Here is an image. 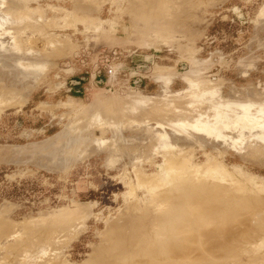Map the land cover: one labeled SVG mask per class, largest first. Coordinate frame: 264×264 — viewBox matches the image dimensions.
Returning <instances> with one entry per match:
<instances>
[{"label":"rangeland","instance_id":"374dc122","mask_svg":"<svg viewBox=\"0 0 264 264\" xmlns=\"http://www.w3.org/2000/svg\"><path fill=\"white\" fill-rule=\"evenodd\" d=\"M255 105L264 0H0V264H104L110 227L161 245L196 207L233 236L206 246L195 223L180 264H264V147L238 137Z\"/></svg>","mask_w":264,"mask_h":264},{"label":"bare ground","instance_id":"6f19581e","mask_svg":"<svg viewBox=\"0 0 264 264\" xmlns=\"http://www.w3.org/2000/svg\"><path fill=\"white\" fill-rule=\"evenodd\" d=\"M200 100V99H199ZM198 101V100H197ZM230 106V105H229ZM248 106V105H247ZM256 107H257V109H256V111H258V112H256V116H251L250 117V120H251V123L250 124H248L247 126H244L243 128H242V130H239V138L241 139V141H242V139L243 138H245L244 137V135H243V131L244 130H248V132H249V138H247V139H249V140H245V139H243V143L245 144V142L246 141H250V139H251V145H253V142L254 143H258V145L260 144V145H263L262 146V149H263V147H264V107H262L261 105H255ZM231 107H232V104H231ZM230 108V107H229ZM228 108V109H229ZM210 110V109H209ZM211 112H212V110H211ZM213 113V112H212ZM214 115H215V119L216 120H220V121H223V122H225V120H227V119H230V116L225 112V111H220V110H218L217 112H215L214 113ZM251 115H253V114H251ZM182 120H184L183 118L184 117H180ZM179 117H178V119H177V121H179V122H181L179 119H180ZM199 119H202V117L201 116H199ZM178 122V123H179ZM253 132H256V133H253ZM253 141V142H252ZM244 144H243V146H244ZM250 144H249V148H252V146L250 147ZM255 145V144H254ZM254 145H253V147H254ZM257 146V145H256ZM247 147V148H248ZM258 148H259V146H257ZM258 148H256L257 150H259ZM254 149V148H253ZM255 149V150H256ZM256 150V151H257ZM260 151H264V149L263 150H261V146H260V150H259V153H260ZM258 152V151H257ZM167 164V162H165L163 165H161V169H162V171L161 172H159V174L160 173H162L163 171H164V169H165V165ZM166 168H167V165H166ZM215 170L216 171H221L219 168H218V166H216L215 167ZM224 171V168H223V170H222V173H217V172H214L213 171V169L211 168V171H210V173H214V174H216L217 176H220V179H222L224 176H223V174L225 173V171ZM209 172V171H208ZM157 174V173H156ZM158 175V174H157ZM157 175H154V177H156ZM227 175V174H226ZM225 175V176H226ZM228 176V175H227ZM226 178V177H225ZM186 183H188V184H190L188 181H186ZM180 188L179 189H177V195L175 196L176 197V200H177V202H179L181 205H182V208L181 209H183L184 208V210H186V212L187 211H189L190 210V208H191V203H192V201H193V196H192V194H194V193H192L193 191H194V186H191V185H189V186H184L185 185V182H182V183H180ZM207 188V187H206ZM205 188V189H206ZM209 188V187H208ZM210 188H212V187H210ZM233 188V187H232ZM204 189V188H203ZM234 189H236L235 187H234ZM199 190V189H198ZM198 190H197V192H198ZM202 190V189H201ZM208 190V189H207ZM196 191V190H195ZM203 191V190H202ZM196 193V192H195ZM200 194V193H199ZM197 195V194H196ZM195 197V196H194ZM175 200V201H176ZM163 201V200H162ZM165 201V200H164ZM195 201H196V199H195ZM202 201V200H201ZM205 201V200H204ZM167 202V201H166ZM166 202L164 203L165 205H166ZM163 203V202H162ZM168 203V202H167ZM160 204V203H159ZM168 204H170V203H168ZM172 204V203H171ZM160 205H163V204H160ZM208 205V204H207ZM177 206V205H176ZM174 207V206H173ZM178 208V207H177ZM180 208V207H179ZM193 208H195V206L193 207ZM264 208V207H263ZM192 209V208H191ZM248 209V208H247ZM247 209H246V211H247ZM179 210V209H178ZM177 210V211H178ZM194 210V209H193ZM250 210V209H249ZM248 210V211H249ZM162 212H164V213H166L167 214V212H165V210H163ZM179 212V211H178ZM186 212H184V213H186ZM190 212V213H189ZM189 212H187V214L189 213V214H191V215H187V218L184 220V221H182L183 223H181V224H173V223H171L170 221V219L168 220L169 222H164L163 221V218L165 217V218H167L166 217V214H164L163 213V215H165L164 217H163V215H162V217H160L161 216V214L159 215V219L161 220V222L163 221L164 222V224H162L161 226H160V229L162 230H160L159 229V233L160 234H163V235H165V236H163L164 238V240H163V243L160 245L159 243H158V241H147L146 239L149 237V236H152V235H150V231H147V233H140V231H141V229L139 228V230H138V232H139V236H140V240L142 241V242H140V243H146V242H150V244H148L147 243V245L146 246H141V244H139V241H138V244H139V246L137 245V247H138V249H136L135 247H133V246H131L130 244H128L127 245V243H128V241H127V239L131 242L132 240H137L136 239V236H137V234L136 235H134L133 233V224L136 226V223H131V221L129 222L128 220H126V222L128 221V223L126 224V222H123V223H125V225L123 224V225H118V223H117V225H115V227H113V228H109V230H108V228H107V230H108V232L110 231V233L109 234H112L109 238H110V248H111V250L107 247V248H105V250L107 249V253L106 252H104V254H107V256L106 257H104V259L105 258H108L107 259V262H106V260H104L105 261V263L104 264H180L179 262H178V260H177V258H179L178 256L180 255V254H182L183 253V251H182V248H181V246H180V244L179 243H183V242H186V244L187 245H189L191 242H193V237L192 236H194V235H196V233H194L193 234V230L191 231V229L193 228V226H196V225H194L195 223H200L201 225H203V224H205L204 226L205 227H203V229H201V227L200 226H198V224H197V226L198 227H200V230H202L203 231V235H202V239H200L201 241H202V243H204V244H206V246H212V245H214V244H216L217 245V243L219 242H224V241H228V236H230V237H232L230 234H232L231 232H230V228L228 229L227 228V226H226V228H227V231L224 233V236L223 237H215V235H213V233L211 234V232H210V230H211V227L209 228V226H213V224L214 225H216L217 224V226L219 225L218 223H217V221L218 222H220V218H219V220H217L218 218H217V214H218V212H217V214H216V217L215 218H217V219H214V223H213V220H212V218H211V214H209L208 212L209 211H207L206 209H203V208H198L197 209V207H196V210H194V212L192 211H189ZM251 212V211H250ZM160 213V212H159ZM214 214V213H213ZM258 214H259V212H258ZM172 215H174V214H172ZM172 215H167L168 216V218H171L172 219V217H169V216H172ZM178 215V214H177ZM220 215H221V213H220ZM219 215V216H220ZM225 215V214H224ZM227 215V214H226ZM189 216V217H188ZM218 216V217H219ZM223 216V215H222ZM221 216V217H222ZM229 216V215H228ZM259 216V215H258ZM261 216V215H260ZM259 216V217H260ZM213 217V218H214ZM227 217V216H226ZM158 218V217H157ZM250 218H251V216H250ZM159 219H155L156 220V222H158V220ZM240 219V218H239ZM244 219V218H243ZM254 219V218H253ZM252 219V220H253ZM138 220V219H137ZM137 220H136V222H137ZM141 220H142V218H141ZM155 220H154V222H155ZM159 220V221H160ZM217 220V221H216ZM230 220V219H229ZM232 220V219H231ZM236 220V219H235ZM262 220V219H261ZM160 222V223H161ZM215 222H216V224H215ZM231 222H233V221H231ZM237 222H239V221H237ZM140 223V221H138L137 222V225ZM151 223V222H150ZM131 224V225H130ZM142 224H144V223H142ZM142 224H141V226H142ZM152 224V223H151ZM199 224V225H200ZM227 224H230L229 222L227 223ZM145 225V224H144ZM143 225V226H144ZM154 225H156V227H157V225L158 224H153V226ZM140 226V225H139ZM219 226H221V227H225V223L222 221V223L219 225ZM218 226V227H219ZM128 227H130V228H128ZM197 227V228H198ZM153 228V227H152ZM158 228L159 227H157V228H155V230L156 231H158ZM226 228H224V229H226ZM199 229V228H198ZM217 229V228H216ZM221 229V228H220ZM125 230L126 231H128L127 233H125ZM137 229H135V231H136ZM143 230V229H142ZM145 231L147 230V228H145L144 229ZM151 230V229H150ZM232 231H233V229H231ZM144 231V232H145ZM152 231H154V230H152ZM162 233H161V232ZM185 231V233L186 234H183L182 235V233L181 232H184ZM141 232H143V231H141ZM201 232V231H200ZM199 232V233H200ZM210 232V233H209ZM224 232V231H223ZM249 232V231H248ZM151 233H153V232H151ZM108 234V233H107ZM146 234H149V236L147 237V235ZM154 234V233H153ZM158 234V233H157ZM159 234V235H160ZM188 234H193L192 236L191 235H188ZM197 234H198V232H197ZM235 234V233H234ZM141 235H142V237H141ZM145 235H146V239H144L145 238ZM155 235V234H154ZM119 236V237H118ZM161 236V235H160ZM197 236V235H196ZM200 236V235H199ZM225 237V238H224ZM241 237V236H240ZM10 238V237H9ZM115 238H119L118 239V242H114V240H116ZM137 238H138V236H137ZM152 238V237H151ZM151 238H148V239H151ZM199 238H201V237H199ZM126 239V240H125ZM139 239V238H138ZM116 244V243H119V244H124V242H125V244H124V248L123 249H121L120 248V246L119 247H115V246H113L112 245V241ZM197 240V239H196ZM233 241H235V239L233 240ZM233 241H232V243H233ZM133 242V241H132ZM131 242V243H132ZM135 242V241H134ZM133 242V243H134ZM152 242V243H151ZM197 242H198V240H197ZM137 243V242H136ZM231 243V242H230ZM114 244V245H115ZM159 244V245H158ZM184 244V243H183ZM199 244L200 243H198V247H201V246H199ZM228 244V243H227ZM133 245V244H132ZM136 245V244H135ZM144 245V244H143ZM201 245H203V244H201ZM108 246H109V244H108ZM113 246V247H112ZM225 246V245H224ZM121 247H123L122 245H121ZM197 247V246H196ZM195 247V248H196ZM222 248V247H221ZM197 249V248H196ZM200 249V248H199ZM211 249V248H210ZM100 250V249H99ZM102 250H104V249H102ZM121 250V251H120ZM185 250V249H184ZM201 250H202V248L200 249V253H204L203 251L201 252ZM237 250V249H236ZM209 251H211V250H209ZM214 251V250H213ZM218 251V250H217ZM216 251V252H217ZM101 252V251H100ZM219 252H220V250H219ZM218 252V253H219ZM103 253V252H102ZM212 253V252H211ZM211 253H209V254H211ZM214 253V252H213ZM206 254V253H205ZM230 254V253H229ZM101 255H103V254H101ZM207 255V254H206ZM97 256V255H96ZM95 256V257H96ZM227 256V255H226ZM23 257V256H22ZM98 257V256H97ZM186 257V256H185ZM209 257H210V255H209ZM231 257V256H230ZM90 258L91 259H89L90 261L92 260V257L90 256ZM99 258H101V257H99ZM103 258V257H102ZM189 257H186V259H184V260H187ZM214 258V257H213ZM228 258V257H227ZM234 258V257H233ZM96 259V258H95ZM95 259L94 260H92V261H95ZM204 259H206L205 257H204ZM207 259H208V257H207ZM22 260V259H21ZM97 260V259H96ZM101 261L103 260V259H100ZM100 260H98V261H100ZM182 260V259H181ZM183 260V261H184ZM210 260V259H209ZM209 260L207 261V262H209ZM212 260H214V259H211V261ZM223 260V259H222ZM98 261H95V263L96 262H98ZM23 262L24 263H27V261L26 260H23ZM185 262V261H184ZM199 262V261H198ZM205 262V261H204ZM215 262V261H214ZM89 263H91V262H89ZM95 263H93V264H95ZM100 262H98V264H99ZM103 263V262H102ZM101 263V264H102ZM194 263H195V261H194ZM182 264V263H181ZM189 264H191L190 262H189ZM198 264V263H197ZM202 264V263H201ZM216 264H218V263H216Z\"/></svg>","mask_w":264,"mask_h":264},{"label":"built area","instance_id":"2783aa9c","mask_svg":"<svg viewBox=\"0 0 264 264\" xmlns=\"http://www.w3.org/2000/svg\"><path fill=\"white\" fill-rule=\"evenodd\" d=\"M115 56H116V53L113 52V53H112V59H114ZM118 70H119V67H117V68H109V69L106 71L108 78L116 79V76L118 75Z\"/></svg>","mask_w":264,"mask_h":264},{"label":"trees","instance_id":"16d2710c","mask_svg":"<svg viewBox=\"0 0 264 264\" xmlns=\"http://www.w3.org/2000/svg\"><path fill=\"white\" fill-rule=\"evenodd\" d=\"M77 79L79 80V77ZM68 94H70L72 96H80L81 95V91L73 89V91H70Z\"/></svg>","mask_w":264,"mask_h":264},{"label":"water","instance_id":"95a60500","mask_svg":"<svg viewBox=\"0 0 264 264\" xmlns=\"http://www.w3.org/2000/svg\"><path fill=\"white\" fill-rule=\"evenodd\" d=\"M36 47H37V48H41V44L39 43ZM93 136H98V133L95 131V132L93 133Z\"/></svg>","mask_w":264,"mask_h":264},{"label":"crops","instance_id":"0c3cea01","mask_svg":"<svg viewBox=\"0 0 264 264\" xmlns=\"http://www.w3.org/2000/svg\"><path fill=\"white\" fill-rule=\"evenodd\" d=\"M144 77H141V79H137V82H141L143 80ZM143 83V82H142Z\"/></svg>","mask_w":264,"mask_h":264}]
</instances>
